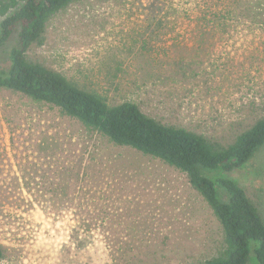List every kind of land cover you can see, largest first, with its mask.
<instances>
[{
    "label": "rangeland",
    "instance_id": "1",
    "mask_svg": "<svg viewBox=\"0 0 264 264\" xmlns=\"http://www.w3.org/2000/svg\"><path fill=\"white\" fill-rule=\"evenodd\" d=\"M239 2L259 22L244 23ZM224 3L239 24L197 36L198 9L211 17L204 6ZM48 30L35 47L40 60L110 103L210 126L264 96V0H90ZM15 41L0 46V67ZM225 174L264 220V143ZM219 238L184 172L53 104L0 89L2 264H185L210 257Z\"/></svg>",
    "mask_w": 264,
    "mask_h": 264
},
{
    "label": "trees",
    "instance_id": "2",
    "mask_svg": "<svg viewBox=\"0 0 264 264\" xmlns=\"http://www.w3.org/2000/svg\"><path fill=\"white\" fill-rule=\"evenodd\" d=\"M88 1L0 0V46L16 39L7 53L8 63L0 67V89L53 104L113 143L130 146L184 172L220 227L215 252L185 264H248L250 256L264 264V220L245 189L225 174L246 162L264 143V96L242 103L238 118L210 126L151 114L131 100L110 103L105 96L41 61L35 51L48 38V29L57 16ZM204 7L215 11L211 17L199 8L202 15L190 20L200 38L239 24L229 17L233 12L229 3H224L222 10H215L211 4ZM238 8L244 20L248 18L244 23L249 19L259 22L249 18L250 5L239 2ZM213 170L224 173L210 175ZM2 259L0 245V264Z\"/></svg>",
    "mask_w": 264,
    "mask_h": 264
}]
</instances>
